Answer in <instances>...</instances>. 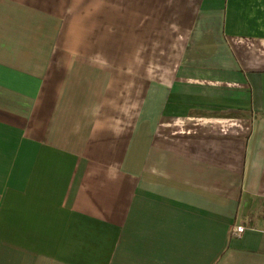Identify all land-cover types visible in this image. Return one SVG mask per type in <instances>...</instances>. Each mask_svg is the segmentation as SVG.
Returning a JSON list of instances; mask_svg holds the SVG:
<instances>
[{"label":"crops","instance_id":"0c3cea01","mask_svg":"<svg viewBox=\"0 0 264 264\" xmlns=\"http://www.w3.org/2000/svg\"><path fill=\"white\" fill-rule=\"evenodd\" d=\"M0 264H264V0H0Z\"/></svg>","mask_w":264,"mask_h":264},{"label":"built area","instance_id":"2783aa9c","mask_svg":"<svg viewBox=\"0 0 264 264\" xmlns=\"http://www.w3.org/2000/svg\"><path fill=\"white\" fill-rule=\"evenodd\" d=\"M244 229V225H237L234 230L236 235L240 236L243 233Z\"/></svg>","mask_w":264,"mask_h":264}]
</instances>
